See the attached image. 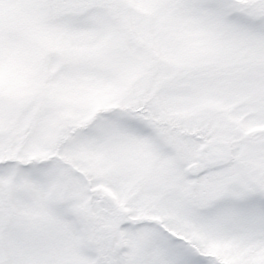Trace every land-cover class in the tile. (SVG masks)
Returning a JSON list of instances; mask_svg holds the SVG:
<instances>
[{
  "label": "snow or ice",
  "instance_id": "snow-or-ice-1",
  "mask_svg": "<svg viewBox=\"0 0 264 264\" xmlns=\"http://www.w3.org/2000/svg\"><path fill=\"white\" fill-rule=\"evenodd\" d=\"M0 264H264V0H0Z\"/></svg>",
  "mask_w": 264,
  "mask_h": 264
}]
</instances>
